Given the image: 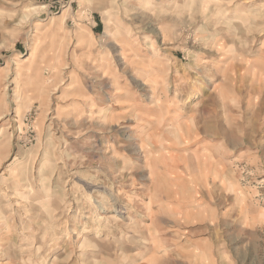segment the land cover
<instances>
[{
	"label": "rangeland",
	"instance_id": "obj_1",
	"mask_svg": "<svg viewBox=\"0 0 264 264\" xmlns=\"http://www.w3.org/2000/svg\"><path fill=\"white\" fill-rule=\"evenodd\" d=\"M182 1L0 0V264H264V0Z\"/></svg>",
	"mask_w": 264,
	"mask_h": 264
},
{
	"label": "bare ground",
	"instance_id": "obj_2",
	"mask_svg": "<svg viewBox=\"0 0 264 264\" xmlns=\"http://www.w3.org/2000/svg\"><path fill=\"white\" fill-rule=\"evenodd\" d=\"M200 2H201V0H200ZM193 3H195V1L194 0H184V1H182V4H185V5H191V4H193ZM113 44V43H112ZM114 46V45H113ZM152 54H154V53H152ZM103 62H101V64H100V69H103V70H105V71H107V70H109L110 69V67H109V63L106 61V59L104 58L103 60H102ZM17 81L18 80H16V84H17ZM198 90H199V87H196V88H194L193 89V91L190 93V95H189V98H188V100H187V102L186 103H192L191 101L196 97V95H197V93H198ZM201 90V89H200ZM150 93H153V92H150ZM146 98L147 99H149L150 100V98H153L152 97V95H150V94H148V96H146ZM141 105V104H140ZM132 110V112L133 111H135V107L134 106H132V108H131ZM181 109H178V112H176L175 114H173L174 115V117H177L181 112ZM164 113V112H163ZM178 113V114H177ZM102 114H100V116H101ZM87 195V194H86ZM88 196V195H87ZM85 197V196H84ZM88 200V199H87ZM89 202H88V205H86V207L87 206H94V208H93V210H95L94 211V213L95 212H97L95 215H92V217H90L89 218V220L90 221H92V222H94L96 225H95V227L93 228V235H97L99 232H101L100 230H105L106 231V234H111L112 235V233H113V230H115V226L113 225V224H111V221H109V219H108V217L107 216H105V215H103V214H101V213H99V209H101V208H103V206H104V201H102V200H100L98 203H94L93 201H91L90 199L88 200ZM80 207L78 208V213H80V214H78V215H80L81 216V214L83 213V212H85V211H83V209H84V206L83 205H79ZM90 208V207H89ZM42 209V208H41ZM41 209H38V210H40V212L42 211ZM58 209V206H56L54 209H52L51 211H53V212H55L56 210ZM126 209V211H127V208H125ZM132 209V208H131ZM77 210V209H76ZM132 211V210H131ZM46 212L49 214V211L48 210H46ZM129 212V211H128ZM132 213V212H131ZM51 215H52V213H51ZM77 215V216H78ZM82 217H86V218H88L89 216H82ZM51 224L52 223H48V225L47 226H51ZM93 224V223H92ZM61 230V229H60ZM104 231V232H105ZM87 230H86V228H84L83 230H81L80 232H77L78 233V236H80V238H82V241L84 242V243H86L87 245H90V243H87ZM65 233V232H64ZM82 233H86V234H82ZM81 234V235H80ZM111 235H109V236H111ZM143 239V242H142V244H144V246H146L147 245V238H145V237H143L142 238ZM53 240V239H52ZM81 241V242H82ZM3 244V243H2ZM92 247H94V245L92 246ZM94 251H96V250H94ZM82 254V253H81ZM92 260L95 262L96 260H97V258H96V256H95V253L94 254H92ZM43 260V257H42V259L40 260V261H42Z\"/></svg>",
	"mask_w": 264,
	"mask_h": 264
}]
</instances>
